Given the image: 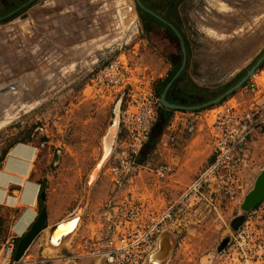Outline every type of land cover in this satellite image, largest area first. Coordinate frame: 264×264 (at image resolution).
Segmentation results:
<instances>
[{"label":"rangeland","instance_id":"1","mask_svg":"<svg viewBox=\"0 0 264 264\" xmlns=\"http://www.w3.org/2000/svg\"><path fill=\"white\" fill-rule=\"evenodd\" d=\"M9 3L0 0V149L34 142L35 171L46 201L42 210L50 223L73 212L68 219H76L70 232L55 237L52 230L46 250L36 247L16 264H105L92 253L136 244L138 227L126 215L130 207L143 205L159 215L173 204L171 218L140 264L164 255L166 239L171 251L164 264H264V199L248 223L236 232L230 228L264 169V150L254 151L234 200L221 193L215 197L213 188L185 194L212 160L214 115L228 106L261 103L264 60L218 103L171 110L143 168L115 188L107 171L114 146L102 157L115 110L118 118L119 96L94 89L92 73L119 56L131 68L136 95L152 93L158 99L162 83L173 74L142 32L135 0H34L17 11ZM188 9L192 20L184 34L190 58L177 86L190 99L214 100L264 52V0H190ZM118 133L117 125L114 145ZM80 209L85 232L79 236L76 230L61 246L67 254H55L77 227Z\"/></svg>","mask_w":264,"mask_h":264},{"label":"built area","instance_id":"2","mask_svg":"<svg viewBox=\"0 0 264 264\" xmlns=\"http://www.w3.org/2000/svg\"><path fill=\"white\" fill-rule=\"evenodd\" d=\"M129 69L128 63L118 56L96 69L90 80L97 91H110L119 96V137L107 168L115 188H121L143 168L138 157L149 140L161 108L159 99L152 93L136 95ZM258 100L261 103L255 104L254 108L228 106L214 115L210 125L212 160L185 194L198 192L201 188H213L215 197L221 193L231 201L235 199L236 193L243 188L239 176L253 165L254 151L264 150V90ZM174 206L170 205L159 215L143 205L130 207L126 211L128 220L142 229L135 231L136 244L96 251L92 255L101 256L105 264H140L145 252L154 247L155 238L171 218ZM15 250L13 235L0 241V264H16Z\"/></svg>","mask_w":264,"mask_h":264},{"label":"crops","instance_id":"3","mask_svg":"<svg viewBox=\"0 0 264 264\" xmlns=\"http://www.w3.org/2000/svg\"><path fill=\"white\" fill-rule=\"evenodd\" d=\"M220 9H224L222 4H220ZM36 155L37 148L35 143L31 141L14 143L2 152L0 149V241L9 235H13L17 244L38 218L42 211L41 206L46 204V201L43 200L42 181L35 171ZM81 211L80 209L77 227L67 236L66 241L55 250V254L58 251L67 254V249L61 246L67 244L76 230L79 236L85 232L79 224H85V218H83ZM255 212L256 209H252L247 213L245 224L248 223L249 215ZM74 213L57 223H50L49 214L46 213L45 227L30 243L21 259L25 260L26 257L32 256L36 247L39 252H42L43 248L46 250L48 247L46 239L48 240L51 231L57 224L70 221L71 219L68 218ZM77 241L79 240H74V244Z\"/></svg>","mask_w":264,"mask_h":264},{"label":"flooded vegetation","instance_id":"4","mask_svg":"<svg viewBox=\"0 0 264 264\" xmlns=\"http://www.w3.org/2000/svg\"><path fill=\"white\" fill-rule=\"evenodd\" d=\"M139 3L141 6L136 4V9L142 32L151 45L157 48L172 65V75L174 76L166 83V86L170 83L165 94L167 103L188 108L198 107L213 100L212 97L207 101L200 98L184 101L180 98L181 93L170 90V87L177 86L180 78L184 75L186 64L190 58V43L184 34L185 29L190 25V20H192L191 10L188 9L190 0H139ZM181 42L184 53L181 49ZM183 63L184 66L179 71ZM175 75L177 76L175 77Z\"/></svg>","mask_w":264,"mask_h":264},{"label":"water","instance_id":"5","mask_svg":"<svg viewBox=\"0 0 264 264\" xmlns=\"http://www.w3.org/2000/svg\"><path fill=\"white\" fill-rule=\"evenodd\" d=\"M33 1L34 0H28L27 3H25L22 7H25L26 5H28L29 3ZM136 4L141 6L139 3V0H136ZM181 45H182V42H181ZM181 49H182V52L184 53L183 45ZM263 60H264V52L261 55V57L256 61V63L246 71L245 75L238 82H236L233 86L228 88L222 95H220L216 99L206 104H203L202 106H207L209 104L218 103L222 98L230 95L233 91L238 89L248 78L253 76L255 69ZM183 66H184V63L182 64V67L180 68L179 71L182 70ZM176 76L177 75H175V77ZM169 86H170V83L165 87V89L162 91V93L159 96V103L162 108L169 109V110H196L200 108V106L185 108V107L170 105L169 103H167V101L165 100V94ZM263 199H264V169L256 177L253 183L252 189L244 197V200L241 204V211L243 212V214L235 217L231 221L230 223L231 230L236 232L245 222V214L251 211L253 207L259 204ZM45 223H46V213L44 210H42L38 218L36 219V221L33 223L31 228L29 229V231L20 239L16 247V250H15V256H14L15 261H18L22 257V255L24 254L25 250L28 248L30 243L45 227Z\"/></svg>","mask_w":264,"mask_h":264},{"label":"trees","instance_id":"6","mask_svg":"<svg viewBox=\"0 0 264 264\" xmlns=\"http://www.w3.org/2000/svg\"><path fill=\"white\" fill-rule=\"evenodd\" d=\"M27 1H28V0H10L9 5H10V7H12V11H17V10H19V9H22V8H23L22 6H23L25 3H27ZM245 72H246V71H245ZM243 75H244V74H243ZM173 76H174V75H172L170 78H168L165 82L162 83V88L160 89L159 95L162 93L164 87L166 86V83H168V82L172 79ZM242 77H243V76H242ZM242 77H240L239 79H241ZM239 79H238V80H239ZM243 85H244V84H243ZM230 86H232V85H230ZM230 86H229V87H230ZM229 87H228V88H229ZM170 90H171L172 92H175V90H176V92H179V93L182 92V91L178 88V86H176V85H175V87H172V88L170 87ZM224 91H225V90H224ZM224 91H223V92H224ZM223 92H222V93H223ZM180 98H181L182 100H184V101H187V100L190 99L188 96L184 95L183 92L181 93ZM170 111H171V110H167V109H165V108H161V109H160L159 114H158V119H157L156 123L154 124V126H153V128H152V130H151V134H150L149 140H148V142L145 144V146L143 147V149H142V151H141V153H140V155H139V157H138V162H139V163L142 164V162H143V158L145 157V155L148 154V152H150V151L154 148V146L156 145V143H157L159 137L161 136V134H162V132H163L165 126L167 125V123H168V121H169V118H170V113H169V112H170ZM257 206H258V205L254 206L253 209H255ZM41 208H43V207L41 206Z\"/></svg>","mask_w":264,"mask_h":264},{"label":"bare ground","instance_id":"7","mask_svg":"<svg viewBox=\"0 0 264 264\" xmlns=\"http://www.w3.org/2000/svg\"><path fill=\"white\" fill-rule=\"evenodd\" d=\"M114 113L115 114H114V118L112 120V125L110 126V128L108 129V132L106 133V136L104 137V151H103L102 159L110 152L111 148H113V146H114L115 135H116L117 125H118L117 111L115 110ZM75 223H76V219H71L68 222L62 223V224H65L62 227H59L61 224L56 226L53 229V232L55 233V237H59V236H56V234H59L61 236V234L65 233V232L66 233L70 232L72 230V228L75 226ZM170 251H171L170 240L166 239L161 244V252L164 255L161 256V254L160 255L154 254L152 257H149L146 264H164L166 259H168V258H166V256L170 253Z\"/></svg>","mask_w":264,"mask_h":264}]
</instances>
